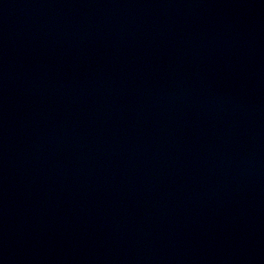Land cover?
<instances>
[{
    "label": "water",
    "instance_id": "95a60500",
    "mask_svg": "<svg viewBox=\"0 0 264 264\" xmlns=\"http://www.w3.org/2000/svg\"><path fill=\"white\" fill-rule=\"evenodd\" d=\"M0 264H264V0H0Z\"/></svg>",
    "mask_w": 264,
    "mask_h": 264
}]
</instances>
